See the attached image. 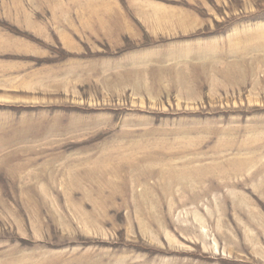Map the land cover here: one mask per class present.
I'll return each mask as SVG.
<instances>
[{
    "label": "rangeland",
    "instance_id": "374dc122",
    "mask_svg": "<svg viewBox=\"0 0 264 264\" xmlns=\"http://www.w3.org/2000/svg\"><path fill=\"white\" fill-rule=\"evenodd\" d=\"M0 264H264V0H0Z\"/></svg>",
    "mask_w": 264,
    "mask_h": 264
}]
</instances>
